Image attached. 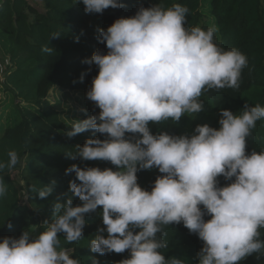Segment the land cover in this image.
<instances>
[{"label": "clouds", "instance_id": "9594fccd", "mask_svg": "<svg viewBox=\"0 0 264 264\" xmlns=\"http://www.w3.org/2000/svg\"><path fill=\"white\" fill-rule=\"evenodd\" d=\"M75 3H82L86 14L124 7L120 0ZM189 11L179 3L141 5L134 16L118 18L106 30L97 28V40L107 52L97 50L82 63L98 68L85 96L99 112L72 120L65 135L91 131L104 139H86L66 157L106 161L114 168H66L65 174L74 177L68 192L52 204L51 218L42 221L43 231L33 236L24 230L18 238L0 239V264H81L73 258L74 249L63 245L83 239L85 216L98 208L103 226L97 227L90 251L127 252L119 264H185L161 252L168 248L161 238L164 228L181 223L203 242L198 264H241L248 257H264V149L246 150L256 122L264 119V106L245 103L240 115L221 109L219 128L197 125L191 135L150 130L167 121L178 124L186 115L194 118L204 110L200 97L205 91L239 89L248 65L239 49L225 50L216 43L215 26L186 27ZM53 50L42 47L49 54ZM7 157L0 160V172L20 162L15 150ZM152 169L161 175L146 190L137 173ZM219 177L228 183L221 186ZM55 186L51 180L29 191L45 199ZM7 192L0 176V198ZM74 197L79 204L74 205ZM7 227L12 228L11 222ZM90 259L100 264L95 256Z\"/></svg>", "mask_w": 264, "mask_h": 264}, {"label": "trees", "instance_id": "16d2710c", "mask_svg": "<svg viewBox=\"0 0 264 264\" xmlns=\"http://www.w3.org/2000/svg\"><path fill=\"white\" fill-rule=\"evenodd\" d=\"M31 1L5 0L0 10V57L11 64L2 86L13 98L12 108L0 124V160L7 161L9 150H15L20 157L15 168L0 172L8 188L7 195L0 198V239L5 236L18 238L24 230L33 236L43 231L42 221L51 218L56 197L68 192V182L74 174L66 175L65 169L72 164L82 168H114L106 161L66 157L67 152H75L76 146L83 145L86 139L104 137L86 131L68 138L65 132L71 125L61 119L59 107L49 100V95L54 89L86 93L98 68L94 64H84L82 60L90 58L97 50L107 52L106 45L97 40V28L106 30L116 19L134 16L141 5L150 7L162 3L167 8L179 3L187 6L190 11L186 27L207 29L215 26L218 29L216 43L225 50L239 49L248 59L239 89L203 92L200 97L204 102L203 111L194 118L182 117L178 124L167 121L162 125H150L153 134L166 131L173 135H191L197 125L203 124L219 128L221 109L240 115L245 103L264 106V0H120L124 7H109L102 14H86L84 5L75 0H42L45 12H40ZM57 32L61 33L60 37L52 38L51 35ZM75 37H79V42ZM46 45L54 49L51 54L42 51ZM84 108L87 113H81L77 120L99 112L94 105ZM262 149L264 119L256 122L247 138L246 150L251 153ZM15 172H21L23 186L13 179ZM158 175L161 174L157 169L142 170L137 173L138 183L151 190ZM218 179L221 186L228 183L223 177ZM51 180L56 181V186L47 198L39 199L30 193L31 186L40 188ZM73 203L77 205L80 201L74 197ZM99 212L98 208L85 216L83 239L63 246L74 249L73 258H79L81 264H91L90 257L93 256L100 264H119L128 258L127 252L99 255L90 251L97 227L103 226ZM8 222L12 224L11 229L7 227ZM261 231L264 239V230ZM164 232L166 235L161 238L168 242V248L161 252L166 259L176 257L185 264H198L197 253L203 242L197 235L191 234L182 223L167 226ZM61 240L63 244L62 234ZM241 264H264V257H248Z\"/></svg>", "mask_w": 264, "mask_h": 264}, {"label": "rangeland", "instance_id": "374dc122", "mask_svg": "<svg viewBox=\"0 0 264 264\" xmlns=\"http://www.w3.org/2000/svg\"><path fill=\"white\" fill-rule=\"evenodd\" d=\"M31 5L40 12H45L44 3L42 0H33ZM2 58L0 57V62ZM4 76L0 74V124L3 123L2 117L6 116L12 108L13 98L7 92H5L2 83ZM86 93H69L60 89H54L50 95L49 100L59 107L61 119L71 125L72 120H77L81 116L80 108L85 106L89 107L94 105L93 102L86 99ZM13 179L19 182L20 186H23L21 179V172H15Z\"/></svg>", "mask_w": 264, "mask_h": 264}, {"label": "built area", "instance_id": "2783aa9c", "mask_svg": "<svg viewBox=\"0 0 264 264\" xmlns=\"http://www.w3.org/2000/svg\"><path fill=\"white\" fill-rule=\"evenodd\" d=\"M5 0H0V10L4 4ZM10 62L8 60L0 62V74L5 76V72L7 71L8 67H10Z\"/></svg>", "mask_w": 264, "mask_h": 264}]
</instances>
